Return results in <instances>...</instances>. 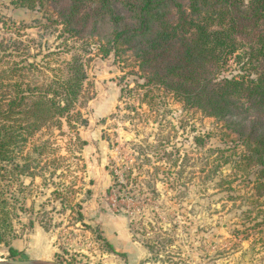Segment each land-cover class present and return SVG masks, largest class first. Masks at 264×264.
<instances>
[{
    "label": "rangeland",
    "instance_id": "obj_1",
    "mask_svg": "<svg viewBox=\"0 0 264 264\" xmlns=\"http://www.w3.org/2000/svg\"><path fill=\"white\" fill-rule=\"evenodd\" d=\"M142 1L35 0L30 8L25 0H0V104L17 85L50 86L74 55L88 60L93 84L83 109L89 125L80 130L88 145L81 152H68L57 129L38 134L53 147L52 169L45 180L39 169L35 178L23 177L25 193L14 184L27 210L15 221L19 238L0 245V261L264 264V151L257 147L264 131L238 125L261 118L264 126V114L218 116L205 101L187 103L160 86L149 92L136 67V43H109L115 29L136 22L131 4ZM153 1L161 2L152 19L156 25L177 23L180 8L189 19L197 17L190 10L193 0ZM74 5L82 12L71 18L72 27L65 20ZM109 8L121 18L117 25ZM230 66L220 78L243 74L233 61ZM73 155L82 158L83 170ZM85 189L93 195L82 203ZM58 190L69 194L70 206L82 203L83 223L75 209L62 205ZM139 221L150 234L132 229ZM155 233L173 240L159 261L142 242ZM10 248L21 255L12 256Z\"/></svg>",
    "mask_w": 264,
    "mask_h": 264
},
{
    "label": "trees",
    "instance_id": "obj_2",
    "mask_svg": "<svg viewBox=\"0 0 264 264\" xmlns=\"http://www.w3.org/2000/svg\"><path fill=\"white\" fill-rule=\"evenodd\" d=\"M25 1L31 8L35 0ZM160 3L153 0H143L137 5L132 3L137 14L136 22L115 29L109 42L113 46L119 42L136 43V67L146 76L149 92L160 86L187 103L205 101L211 107L210 114L218 116L235 115L237 112L264 114V0H250L247 4L245 0H193L190 10L196 18L189 19V15L180 8L177 23L160 22L156 25L152 19L160 14L154 12ZM81 12L82 9L74 5L68 16L70 19L65 20L66 24L72 26L71 18ZM108 12L110 22L117 25L121 18L114 16L110 8ZM60 14L63 17L68 15L64 12ZM88 17L86 14L82 20ZM109 52L104 50V55ZM230 61L243 74L220 78L230 70ZM64 63L50 86H28L25 90V84L17 85L14 95L0 104V121L3 119L0 124V245H8L19 238L15 221L19 212L27 210L14 184L20 183L19 190L25 193L27 187L21 181L23 177L35 178L37 174L34 171L39 169L45 180L47 171L52 169L48 155L54 151L53 147L49 141L43 142L38 134L59 130L61 136L67 138L68 152L71 148L81 152L88 145L80 134V130L89 125L83 111L89 100L87 88L93 86L87 71L88 60L74 55ZM12 117L14 125L5 124L4 121ZM260 120L246 119L238 125L248 128L250 124L252 130L261 127L264 131L263 120ZM257 147L264 151V136ZM34 154L38 158H34ZM71 158L79 163L77 168H85L84 164H80L83 162L80 156L73 155ZM65 160V157L59 156L60 162ZM36 163L38 165L34 167ZM56 169H53L52 175H55ZM56 195L61 197V203L66 208L75 209L80 223L85 221L82 203L92 198V190L85 189L82 203L76 202L74 206L69 205L68 193L58 190ZM137 226L142 227L143 236L150 234L143 222L132 223V229ZM148 226L154 231L152 224ZM133 233L138 234V231L133 230ZM102 240L111 252L117 254L107 239ZM142 242L159 261L160 252L169 248L173 240L155 233ZM10 251L14 257L21 255L14 248Z\"/></svg>",
    "mask_w": 264,
    "mask_h": 264
},
{
    "label": "water",
    "instance_id": "obj_3",
    "mask_svg": "<svg viewBox=\"0 0 264 264\" xmlns=\"http://www.w3.org/2000/svg\"><path fill=\"white\" fill-rule=\"evenodd\" d=\"M126 140H130V137H126ZM0 264H52L49 262H43V261H0Z\"/></svg>",
    "mask_w": 264,
    "mask_h": 264
},
{
    "label": "crops",
    "instance_id": "obj_4",
    "mask_svg": "<svg viewBox=\"0 0 264 264\" xmlns=\"http://www.w3.org/2000/svg\"><path fill=\"white\" fill-rule=\"evenodd\" d=\"M116 237V236H115ZM114 243L115 244H118L119 243V240H118V238L116 237V240H114Z\"/></svg>",
    "mask_w": 264,
    "mask_h": 264
}]
</instances>
